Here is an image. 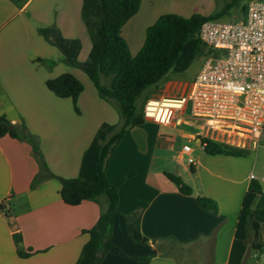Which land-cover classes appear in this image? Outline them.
Returning <instances> with one entry per match:
<instances>
[{"label": "crops", "instance_id": "0c3cea01", "mask_svg": "<svg viewBox=\"0 0 264 264\" xmlns=\"http://www.w3.org/2000/svg\"><path fill=\"white\" fill-rule=\"evenodd\" d=\"M152 6L153 0H141L121 29L132 55L143 43L141 30L145 33L159 15ZM80 10L81 0H0V116L34 134L47 168L66 178L78 175L82 154L98 126L118 120L86 73L68 65L39 32L55 26L64 37L78 38V60H85L80 54L83 47L87 54L91 43ZM63 72H71L83 85L77 111L70 98L46 87V79ZM188 88L189 83L167 81L161 94L171 96L161 97L181 96ZM186 108L179 124L146 119L128 129L115 146L106 175L110 182L125 178L110 239L124 253L107 252L101 264H252L251 258L259 257L245 242L244 211L264 207L263 190L250 189L253 174L238 172L237 156L210 155L200 148V136L212 134L200 130V120L189 119ZM182 139L194 141L203 151L192 164L183 161V155H192L183 151ZM37 171L29 143L0 137V204L10 211L7 217L0 210V264H74L88 238L82 229L91 227L100 213V204L92 200L64 203L56 178L31 188ZM165 172L178 175L192 192L182 193ZM197 196L213 199L216 210L202 207ZM142 201L146 205L140 231L149 240L144 246L129 240L122 216ZM17 231L19 246L12 235ZM18 247L31 253L19 256Z\"/></svg>", "mask_w": 264, "mask_h": 264}, {"label": "trees", "instance_id": "16d2710c", "mask_svg": "<svg viewBox=\"0 0 264 264\" xmlns=\"http://www.w3.org/2000/svg\"><path fill=\"white\" fill-rule=\"evenodd\" d=\"M240 1L243 0H228L223 9L230 8ZM140 4L141 0H81L80 15L91 43L87 57L82 61L78 60L81 49L78 38L64 37L55 26L39 28L41 36L61 51L68 65L86 73L98 95L107 101L118 115L117 122L104 121L98 126L82 154L76 177L66 178L52 173L44 161L37 137L23 125L17 126L6 116H0V137L8 135L26 141L31 146L32 154L38 163V171L30 183L31 188L46 178H56L64 203L77 205L84 200H92L100 204V213L95 223L82 229L88 234V238L74 264H101L107 252L124 253L111 241L110 236L114 216L119 212V187L125 177L110 182L105 171L108 160L125 132L145 121L142 111L148 97L144 92L150 87H157L169 74L185 71L192 61L202 54V47L206 45L199 37L200 25L205 20L218 16L161 13L146 27L143 43L132 55L121 29L139 10ZM209 50L211 48H208V53ZM45 84L56 96L70 98L74 109L78 110L76 102L83 85L74 74L63 72L46 79ZM200 139L204 142V152L210 155L240 156L245 152L243 148L207 136ZM165 175L182 193L192 192L191 186L178 175L169 172H165ZM249 187L253 191H259L261 184L252 178ZM197 200L202 207L216 210L213 199L197 196ZM145 205L146 201H142L135 210L122 214L125 234L131 242L142 246L149 245V240L141 233L139 225ZM0 210L5 216H10V211L2 204ZM244 223L246 244L250 249L261 252L264 257V207L247 208L244 211ZM12 235L15 245L19 246L21 233L17 231ZM17 252L19 256L25 257L31 250L22 251L18 247Z\"/></svg>", "mask_w": 264, "mask_h": 264}, {"label": "built area", "instance_id": "2783aa9c", "mask_svg": "<svg viewBox=\"0 0 264 264\" xmlns=\"http://www.w3.org/2000/svg\"><path fill=\"white\" fill-rule=\"evenodd\" d=\"M199 37L208 48L222 50V55H205L183 95L148 98L143 117L179 124L189 102V119L200 120L214 133L210 138L229 134L244 139L246 146H257L264 131V0H246L240 20H205ZM199 146L203 149L201 139ZM182 149L192 151L187 144ZM187 161L192 164L195 159L189 156Z\"/></svg>", "mask_w": 264, "mask_h": 264}, {"label": "rangeland", "instance_id": "374dc122", "mask_svg": "<svg viewBox=\"0 0 264 264\" xmlns=\"http://www.w3.org/2000/svg\"><path fill=\"white\" fill-rule=\"evenodd\" d=\"M228 0H153V6L152 10L156 14L160 13H177L181 14L183 16H189L193 13H200L202 15H211V14H217V19L221 20H240L243 18V4L245 3V0L240 1L238 4L233 5L230 8L223 9L224 4ZM145 6V4H144ZM143 8V6H142ZM144 31L141 30V37L144 39ZM88 41L90 43V39L88 38ZM137 46L136 44H132L133 46ZM208 51V47H202V54L198 55L192 63L188 66V68L180 73H171L169 74L165 79H163L160 83H158L157 87H150L148 90L144 92V94H147L148 98H158L161 96H171V95H162V88L164 86V83L167 81H170L171 83L175 84H184V83H190L195 78L196 74L200 70L204 60L205 55L214 54L216 56H221L223 51L220 49H211ZM89 52V51H88ZM208 54H207V53ZM88 54V53H87ZM87 54L84 53V47L80 55H83L87 57ZM80 57V56H79ZM85 57V58H86ZM189 89V88H188ZM187 89V91H188ZM190 103H187L186 112L189 110ZM200 130H205L204 126H201L200 124ZM208 132L210 134H214L212 131ZM218 140L222 141L224 143H227L232 146H237L240 148H243L245 150L243 155L237 156L238 161H241L238 167V172L242 174H249L252 173L254 176H256V180L261 184V188L264 193V131L262 132L259 142L257 146L253 145V143H249V145H244V139H240L238 136H233L229 134L225 135H218ZM183 142H185L187 145L192 147L191 155L195 159L197 157V154L200 153L203 155L202 150H198L196 148V144L192 140H180L179 144L182 145ZM183 161L184 163H187V155H183ZM240 170V171H239ZM240 177V176H238ZM258 196V195H257ZM261 206H264V195H263V202L261 203ZM260 206V205H259ZM256 256L259 255V257L251 258L252 264H263L264 257L263 254L260 252H256Z\"/></svg>", "mask_w": 264, "mask_h": 264}]
</instances>
